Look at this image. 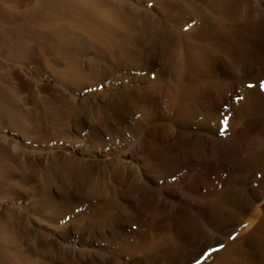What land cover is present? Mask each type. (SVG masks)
Here are the masks:
<instances>
[{
	"label": "rangeland",
	"instance_id": "obj_1",
	"mask_svg": "<svg viewBox=\"0 0 264 264\" xmlns=\"http://www.w3.org/2000/svg\"><path fill=\"white\" fill-rule=\"evenodd\" d=\"M240 2L253 16L233 33L216 27L210 65L183 79L188 109L166 99L176 73L165 70V38H135V61L119 66L74 49L90 79L82 86L58 81L34 46L23 68L0 55V76L21 100L20 123L0 126V141L16 142L3 161L14 182L0 183V223L21 252L40 264H264V0ZM226 38H247L260 55L234 66Z\"/></svg>",
	"mask_w": 264,
	"mask_h": 264
},
{
	"label": "bare ground",
	"instance_id": "obj_2",
	"mask_svg": "<svg viewBox=\"0 0 264 264\" xmlns=\"http://www.w3.org/2000/svg\"><path fill=\"white\" fill-rule=\"evenodd\" d=\"M144 4L148 6L141 12L139 7L144 6ZM152 7L160 10V16L153 13L152 10L150 11ZM251 7L252 6L243 7L240 0H0V53L2 48H6L7 51L11 53L10 55H2L3 53L0 55L1 57L3 56V61L11 58V60L14 59L16 62H20L19 64L23 68L25 64L24 57H26L28 50L34 46V48L37 49V55L41 59H39L40 62L42 61L41 63H43L42 66H45L47 71L49 70L57 80L59 79L78 86L85 80L88 82L87 79H89V77L87 76L88 73H85L80 67L81 63L79 58L81 54H73L72 51L74 49H77L79 52H87L86 50L92 48L95 52L103 54L101 55L102 57L105 54V56H108L119 66L126 60L131 61L134 58L136 59V55L132 56L129 53L130 46L135 38H165V48L168 54L165 70H173V73L174 71L176 73V82L168 86L166 99L170 106L173 104L175 105V103L177 105L178 103L183 109L186 107V105H184L183 95L189 92V88L187 89L188 91L185 92V83L187 84L188 82H186L184 77L189 72H203L207 64L210 65L211 62H208L212 49L215 45H218V41L213 39L218 38V28L220 26H227L228 30L232 31L238 24L250 22V17L253 16ZM10 8L15 9L13 13ZM17 9L21 11H17ZM16 20L19 23L15 24L14 21ZM12 21L13 24L11 25ZM14 24L15 26H13ZM202 26H209L208 28L211 31L208 30V28L202 29ZM143 28H148V31ZM25 33H29V36ZM79 34H82L83 37L79 36ZM199 37H206L209 40L203 42ZM227 40L226 42L223 41L224 43L221 44V49L223 48L225 56L232 61V63L231 61L230 63L234 66H236V61H239V59L248 63L254 60V56L257 57L256 55H260V53L256 52V48H246L248 45L247 38H229ZM236 45L239 46V49H237L239 51H236L237 54L235 53ZM92 61L89 62V65L95 67L96 61ZM40 62L39 64H41ZM160 77H156L150 85L152 87L151 93L161 97L163 85H160L162 83ZM183 79H185V83ZM198 79H200L199 76ZM5 80L0 76V126L4 118L11 119L8 121L10 124L11 121L13 122L18 118V113L16 114L14 107L17 103H21V100L17 102L15 90H13L12 86H10L9 83L8 85ZM195 81H197V79ZM192 93L195 92L193 91ZM186 96H188V94H186ZM19 99L20 97L18 100ZM50 100L51 99H49V101ZM46 101L44 100L43 102ZM187 102L186 100V104ZM48 104H46L45 107H48ZM50 109L52 110V108ZM54 111L53 109L52 116ZM44 120L45 119H43V121ZM18 122L20 123V121ZM17 126L15 127L19 128ZM5 138L6 137H4V139ZM13 143L11 144L9 140H6L4 143L0 141L1 184H4V182H1L2 179H9L11 181L14 179L12 170L10 169V171L8 169V172V170L3 168V164H5V162H3L5 159L4 157L10 155L8 146H14ZM17 145L20 144L18 143ZM17 145L15 146L16 148ZM12 148L14 149V147ZM11 181L9 182L10 184L14 182ZM0 192L2 193V191ZM3 194L2 197L8 195ZM11 215H13V212ZM12 232L8 230L7 226L0 223V264H40L43 262L36 260L31 254L25 255L24 252H21L20 249H18V238ZM168 236L171 235L168 234L167 237ZM167 237L164 236L166 239ZM172 240H174L173 236ZM168 241L171 242L169 237ZM168 241H164V243L168 244ZM174 242L176 241L174 240ZM158 243H156V245L157 248L160 249L161 247H158ZM166 244L162 245V243H159V245L162 246H166ZM156 245H150L147 250L148 253L151 254V252H154ZM169 246L167 250L164 248L165 254L174 248L171 244ZM227 259L229 258L224 260L226 261ZM230 259L226 262L231 261ZM225 261L222 260L223 263L230 264Z\"/></svg>",
	"mask_w": 264,
	"mask_h": 264
},
{
	"label": "snow or ice",
	"instance_id": "obj_3",
	"mask_svg": "<svg viewBox=\"0 0 264 264\" xmlns=\"http://www.w3.org/2000/svg\"><path fill=\"white\" fill-rule=\"evenodd\" d=\"M262 86H264V85H262ZM249 87H252V85H249ZM221 247H223L222 245H221ZM214 250H219V249H214ZM197 264H199V262H197Z\"/></svg>",
	"mask_w": 264,
	"mask_h": 264
}]
</instances>
